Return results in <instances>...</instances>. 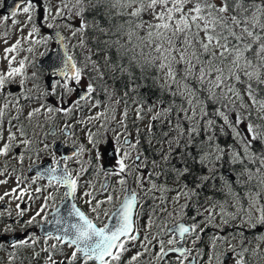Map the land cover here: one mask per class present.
<instances>
[{
    "label": "snow or ice",
    "instance_id": "1",
    "mask_svg": "<svg viewBox=\"0 0 264 264\" xmlns=\"http://www.w3.org/2000/svg\"><path fill=\"white\" fill-rule=\"evenodd\" d=\"M40 9L46 13L42 25L47 28H53V24L47 22L48 16L72 21L73 23H66L65 26L72 37H79L78 46L88 49L89 54L85 55L83 65L78 66L73 56L67 54L65 38L59 34L56 37L64 49V58L62 66L52 75L62 78L63 83L57 80L56 84L63 89L64 94L71 95L74 91L69 81L80 85L84 76H88L86 94L74 101L76 107L80 106L81 101H92L93 94L98 89L111 100L119 91L117 83L123 86L122 99L128 97L130 92L138 94L141 85L135 83L133 69H138L142 74L153 70L154 82L162 93L167 92L170 99L166 107L163 106L164 101L159 98L155 103L144 101L149 103L147 111L153 113L147 126L148 133H153L152 122L161 123L160 138L156 139L155 144L152 139L147 141L157 157L153 158L150 164L140 147L139 129L133 139L129 138L130 134L118 133L112 142L103 134L89 131L88 146L80 145L75 156L81 157L85 152L90 155L87 161L77 160L80 168L75 174L67 167L66 161L61 168V161L54 158L53 166L36 177H47L45 187L32 189L31 184L21 187L22 181L17 177V186L0 196V201H4L8 196L21 202L25 197L28 201H34L40 197L34 196L33 192L40 194L50 188H64V197L74 201L79 193L81 176L88 171L87 165L92 163L91 154L94 153L95 159L100 160L102 156H107V148L111 143L113 153L119 155L115 162L116 169L113 173H108L104 168L100 170L104 171L106 176L114 174L121 177L118 184L125 195L122 200H118L119 207L114 212L102 209L103 205L113 204V195L108 194L104 200L97 199L94 194L95 185L88 182L87 190L79 194L82 199L86 198L84 203L90 206V212L95 214L94 218L72 203L69 216L74 218L75 222H65L60 218L59 208H54L53 219L49 220V202L54 205L57 198L54 193L49 192L43 196L42 203L27 220H24V217L28 209L22 208L20 203L15 205V217L10 209L0 210V236L14 233L16 225L27 228L38 223H54L58 226L57 231L45 233V244L49 239H54L59 245L71 249V253L64 260L57 261L49 249L44 248V251L49 252L47 261L50 264H120L124 254L129 251L128 245H134L139 239L140 230L136 227L134 216L137 207H142L141 193L145 198L160 201L159 205L153 206L145 225L149 230L155 226L160 231L151 239L145 235L141 242L143 251L132 255L127 264L139 261L141 256L149 251L148 245H151L153 240H157L159 245L154 256L156 264H169L170 256L174 257L175 264H185L192 254L191 249L183 247V241L188 236L195 237L192 241L195 245L207 227H218L219 233H222L224 227L229 225L237 228L247 225L251 229L264 226V148L259 151L255 149L257 142L264 145V125L251 119L252 109H255L257 118L264 120V0H59L54 15L44 0H24L22 9L18 4L11 13L12 23L18 22L14 17L21 10L26 14L28 22L33 23V14ZM4 19L7 20L8 17ZM40 30L39 26L33 24L28 38L39 36ZM90 30L99 33L94 36L97 43L95 51L88 48L85 40ZM50 38L45 35L40 39H31L30 43L46 45ZM19 47L18 40L13 46L6 48L5 53L16 52ZM28 51L32 52L33 48L29 47ZM101 52L104 53L103 63L100 59H93V56L99 57ZM5 59H8L7 55ZM13 61L15 56L8 59V71L0 73V95L5 93L10 83L16 82L17 77L20 78L18 83L21 88L28 78L26 59L20 60L18 67H12ZM36 76L33 72L32 77ZM245 96L250 105L245 103ZM24 98L28 99L27 96ZM176 98H179L181 103L177 104ZM116 103H120V100ZM16 104H19L18 98ZM99 105L100 101L95 100L92 107ZM237 107L247 112V116L238 112L235 120H231L228 113ZM7 108L8 103L0 108V118L5 115ZM44 108L45 105H41L33 109L28 113L27 119L31 120L39 115ZM209 108L212 109L211 113ZM16 111L19 113L22 108L16 107ZM72 111L73 108L46 107L47 114L62 112L67 116ZM135 112L136 119L142 120L143 104H140ZM212 115L219 117L223 122L219 132L223 133L225 126L231 129L234 144L221 145L218 142L216 121L211 118ZM102 116L106 117L107 111L97 113L89 119L100 120ZM127 117L126 107L120 120L125 133ZM112 119H115L114 114ZM245 120L248 122L242 131L238 126ZM67 127L65 125V130ZM17 131L20 135L16 146L22 144L26 149L29 148L32 141L24 138V128L20 127ZM202 133L206 135L197 141V137ZM2 139L4 137L0 132V140ZM7 140L9 143L0 148V156H7L10 142L18 140L11 129ZM102 148L105 151L102 152ZM47 149L48 145L45 144L43 150ZM18 159L22 162L23 154H20ZM225 162L231 166L227 174L220 171ZM236 165L240 166L238 170ZM133 174L139 192L127 187V177ZM4 175L5 173L0 171V176ZM36 179L31 183L35 184ZM169 180L175 187L169 186ZM7 182L0 180V184ZM217 183L226 199L205 196L206 202L211 203L199 204L204 189L211 188L215 191ZM101 188L105 193L109 192L107 181ZM173 191L176 194L171 202L179 204V208H173L172 212H169V200L164 193ZM156 193L161 195L157 197ZM182 199L184 203L181 204ZM194 201L197 203H193ZM229 207L233 210L230 211ZM157 208L161 214L167 212L168 216L175 212L180 220L184 219L189 208H195V212L191 216V224L186 225L177 220L171 226L164 224L161 227L156 223ZM102 211L103 216L114 221L111 227L101 221ZM5 213L9 217L7 221L4 219ZM199 217L203 219H198ZM217 218L219 225L216 224ZM238 220L241 223L235 224ZM165 230L170 234L167 250L164 240L158 239ZM219 233L211 237L212 254L209 255L207 264H213V261L216 264H229L230 261L232 264H246L245 253H248L249 249L242 246L243 232L239 233L240 250L232 244V240L237 239L235 234L229 237ZM255 239L264 243V233L257 234ZM218 241L227 246L226 250L221 251L218 248ZM5 243L12 249L28 248L37 243V238L34 234H28L26 238L15 242L0 240V250L4 249ZM259 243L252 249V256L260 254ZM177 244L181 246L177 247ZM56 247L57 244L51 245L52 249ZM35 255L38 256L39 253ZM197 257L203 258L202 250H198L196 256L192 257L193 264H199ZM14 258L15 252H12L9 264H12Z\"/></svg>",
    "mask_w": 264,
    "mask_h": 264
},
{
    "label": "flooded vegetation",
    "instance_id": "2",
    "mask_svg": "<svg viewBox=\"0 0 264 264\" xmlns=\"http://www.w3.org/2000/svg\"><path fill=\"white\" fill-rule=\"evenodd\" d=\"M3 7L4 0H0V10L3 9ZM5 17H8V19L5 20ZM11 17L12 16L9 13H0V73H6L8 71V59L15 56V61H13L12 67H18L19 61L26 59V73L28 78L25 80L24 87L21 88L18 83L20 78L17 77L16 82L10 83L5 90V93L0 95V108H2L5 103H8L5 115L0 118V132H2L4 137V139L0 140V148H2L5 143H9L7 140L9 129H11V132L15 133L18 137L17 141L10 142L11 147L8 155L0 156V171L5 173L4 176H0V180L8 181L7 184H0V196H3L5 192H10L12 188L17 186V177L22 181L21 187L29 184H31L32 189L45 187L47 185V177L45 176L41 179H36V177L40 176L47 168L53 166L52 161L54 158L61 161V168L64 167V161H66L67 167L73 171V174H75L80 168V164L77 163V160L87 161L89 158L88 152H85L81 157H77L75 156V153H73L77 151L80 145L88 146L87 144H84V140L80 139V130L78 128H73V111L67 116L62 112L53 114L46 113V107L73 108L74 110V104L71 99H73V94H75L78 89V87L74 85V82L69 81L68 83L70 86L74 87V91L71 95L64 94L63 89L56 84V81L58 80L57 76L51 74L49 77L45 71L37 66V62L45 53L54 50V41L50 38L46 45L35 44V46L38 47H32L33 51L29 52L25 49V42H30V40L24 39L20 33H15L14 27H11ZM37 24L41 29L38 37L42 38L45 35L49 36L46 33L48 28L42 25V20H39ZM51 29H54V27ZM63 35L65 38V44H67L68 47V54L75 57L76 50H73L75 46L74 38L68 39L66 38L65 33H63ZM18 40L20 41V47L17 51L6 54L5 49L16 44ZM76 41L79 43V39H76ZM22 42H24V44ZM6 55L8 56V59H5ZM33 72L37 74L36 78L32 77ZM61 82L63 83V80H61ZM36 85H39V87H36ZM53 91L55 94H52ZM25 96H27L28 99H25ZM17 98L19 99L18 105L16 104ZM41 105H45V108L42 109L41 113L34 116L31 120L27 119L28 113ZM16 107H21L22 111L18 113ZM9 121H11V123H9ZM65 125L68 126L66 130ZM20 127H23L25 130L26 135L24 138L32 141L31 146L27 149L22 144L19 147L16 146L19 142L20 135L17 129ZM50 129L54 131H50ZM45 144L48 145L47 150H43ZM66 148L76 149L71 151ZM20 154H23L24 157L22 162L18 159ZM91 158L92 163L87 165L88 171L81 176L79 193L87 190V184L88 182H91L95 185L94 194L97 199L104 200L108 194L113 195V204L102 206V209H109L111 213L118 206V200H122L121 187H118V185L115 184H118V180L121 177L114 174L106 176L105 172L100 170L101 168H104L108 173H113L116 169V165L111 163V160L105 165L104 156H102L100 160H96L95 156H92ZM134 175L135 174L132 176L133 181ZM33 179H36L35 184L31 183ZM105 181H107L109 188L108 193H105L101 188V185L104 184ZM64 191V188H50L46 192L40 194L33 192L34 196L39 195L40 198L35 199L34 201H28L27 197H25L23 202L14 200L13 197L8 196L5 197L4 201H0V210L5 208L10 209L13 213V217H15V205L16 203H20L22 208L28 209L24 217V220H27L40 206L43 196L52 192L57 198L54 205L52 202H49L48 219L51 220V213L54 208H58V206L65 200L63 195ZM79 193L73 202L80 207L81 210L89 214L90 217L94 218L95 214L90 212V206L84 203V199L86 198L82 199ZM9 201L12 202L9 203ZM67 208V219L64 221L75 222L74 218L69 216L71 206L69 205ZM4 219L6 221L9 220L7 213H5ZM39 219L40 218H38V220ZM101 221L103 223H109V218L103 216V211L101 212ZM45 224L47 223H38L27 228H21L19 225H16L14 233L0 236V240L6 242H15L16 240L24 239L28 234H34L37 238V243L28 248L21 247L12 249L8 247V243H5L4 249L0 250V264H9V256L12 252H15V258L13 259L12 264H50V262L47 261L49 252L52 253L53 258L57 261L64 260L66 256L70 255L71 249L59 245L54 239H49L47 244H45L43 239L44 235H42L40 231L41 226ZM185 224L188 225V223ZM100 226H102V224ZM258 228L263 229V226H259ZM262 229L259 231L256 228L253 231L250 230L246 232L245 247L249 249L248 253H245L246 264H264V247L263 251H260L258 256L251 255V246L254 244L255 236L258 232L261 234L264 230ZM201 236H203V234ZM53 244H57L55 249L51 248V245ZM191 245L195 251L202 246V241L199 240L195 245H193V243H191ZM44 248H48L49 252L44 251ZM35 253H39V255L37 256ZM141 258L145 259L147 264H153L149 252H145ZM77 264H79V262H77Z\"/></svg>",
    "mask_w": 264,
    "mask_h": 264
},
{
    "label": "rangeland",
    "instance_id": "3",
    "mask_svg": "<svg viewBox=\"0 0 264 264\" xmlns=\"http://www.w3.org/2000/svg\"><path fill=\"white\" fill-rule=\"evenodd\" d=\"M44 1L46 2V4L48 6L51 7L53 15H54L55 11H56V7L59 5V0H44ZM22 6H24V5H22ZM22 6H21V9H22ZM45 15H46V13L43 11V9H40L39 11H36V14L34 12V14H33V23H29L28 20H27L26 14H23L22 10H21L17 14V16L14 17V19H16L18 21L16 24L12 23L13 17L10 18V22H11V25H12L11 27H14L15 33L22 34V37L24 39H26V40L38 39L39 38L38 36H34L32 38H28V33L31 31V28L33 27V24L38 26L37 23L39 22V20H43V17ZM47 22L51 23V24L59 23L64 28L66 27L65 26L66 23H73L72 21H66V20L61 19L59 17L56 18V19H53L52 16H48V21ZM22 43L24 44V42H22ZM25 44H26L25 45V49L26 50H28L29 47H33V48H37L38 47V46H35V44L31 45L32 43H30L28 41L25 42ZM86 83H87L86 80L83 78L82 81H81V84L79 86L80 87L85 86ZM94 102H95L94 100L88 101L84 108L80 109L79 107H76V109H75L74 121H75V123H79L80 126L82 128H84L83 131L86 132V133H87V131H91L92 133H99L100 130L102 129L101 125H104L103 128H107L110 131V135L109 136L111 138H114L115 135H117L118 133H122V134H130L129 138L133 139V138L136 137L137 129H139V133H143L145 130H147V126L151 122L150 118H151V115L153 113H150V112L147 111V108H148L149 105H147L146 107L143 106V108H144L143 119L142 120H138V119H136V112H135V109L137 107H127L125 105V102H123L121 100H120V103H116L115 100H110L108 102V103H111L110 105L101 104V105H99V107H96V108L92 107V104ZM119 106H121V107H119ZM126 107L128 109V117H127V121H126V123H127V133H125L124 126L120 123V120L122 119L123 111L125 110ZM115 110H116L115 119H112L113 115H111V114ZM131 110H132V112H131ZM105 111H107V116L106 117L102 116L100 120H90L89 119V117L95 116L97 113H102V112H105ZM113 129H115L116 131L114 132ZM240 129L244 130L243 127H241ZM261 148H264V145H262ZM134 155L135 154H133V156ZM114 157H115V155H114ZM118 158H119V155L116 154V157L113 160H111L112 163L115 164V162H116V160ZM127 163H130V162H127ZM134 186L138 189L137 191L139 192L140 189L137 187L136 183H134ZM169 186L170 187H175L171 183H169ZM175 194L176 193L174 191L173 192L164 193V195H166L168 197V200H169V203L167 205L169 212H172L173 208H177V209L179 208V204H174V203L171 202L172 197ZM160 195H161L160 193H156L157 197L160 196ZM145 199L146 198L143 196V193H141V201L143 203L145 202ZM147 199H149L151 201L150 202L151 211H152V208H153L154 205H159L160 204V201L158 199L157 200H152L150 198H147ZM180 203L181 204L184 203V200L182 199L180 201ZM160 207H163V205H160ZM229 210L232 211L233 209H231V207H229ZM156 211H157V216H158V219H157L156 223H159V225H161V227H163V225L165 223H172L175 220L176 221L180 220L179 217L176 216L175 212H173L172 216H168L167 212H164V213L161 214L160 211H159V208H157ZM201 211H203V209H201ZM148 216H149V213H147L145 216H141V214H140L139 215V219H138V223H140V230L143 232L144 236L149 234V233L155 232V231H157V232L160 231L159 228H151L149 230V229H147L145 227V225L147 223V220H148ZM165 219H166V222L164 221ZM198 219L202 220L203 217H199ZM219 223H220L219 218H217L216 224L219 225ZM234 223L235 224H240L241 222L238 220V221H236ZM201 226L203 227V225H201ZM257 227H259V226H257ZM255 229H251L247 225H244L243 227H240V228H237V227H234L232 225H229V226L224 227V230H223L222 233H219V228L215 227V226H212V233H211L210 237H212L213 235L218 234V233L220 235H228L229 237L232 234H235L237 236V239L232 240V244L236 245L237 250H240L241 244H240L239 241H240L241 237L239 236V233L243 232V237H244L245 234H246V231L255 230ZM263 229H264V226H263ZM157 232H155V233H157ZM262 233H264V230H263ZM257 234H259V233H257ZM153 235H155V234H152L151 237L148 236L149 239H151ZM160 238L161 237H158V239H160ZM141 242H135L133 247L131 245H128L129 251L126 252L125 254H129V257L131 258V253L136 251L134 249L137 246H140ZM152 242H153L152 247L153 248L156 247L157 250H158L159 245H158L157 240H153ZM207 242L209 244H208L207 247H205L204 250H202L203 258L201 259V262L199 264H207L208 257H209V255L212 254L210 252L211 251V238L209 240H207ZM191 243H192V241H191ZM191 243L189 242V244L187 243V245L189 246ZM258 243H259V241H257L255 239L254 240V244L251 246V250L256 248ZM217 244H218V248H220L221 251L226 250V248H227L226 245H221L219 241L217 242ZM245 245H246V239H244V244L242 246L245 247ZM259 246H260V251H263L264 244L259 243ZM153 248L149 249V251L152 252L155 255V250ZM160 264H161V262H160ZM169 264H175L174 257L171 258V259L169 258ZM213 264H216V262L213 261ZM229 264H232V262L230 261Z\"/></svg>",
    "mask_w": 264,
    "mask_h": 264
},
{
    "label": "trees",
    "instance_id": "4",
    "mask_svg": "<svg viewBox=\"0 0 264 264\" xmlns=\"http://www.w3.org/2000/svg\"><path fill=\"white\" fill-rule=\"evenodd\" d=\"M147 18V17H146ZM89 19H91V15L89 16ZM102 19V18H101ZM99 33H94L93 31H89L85 37L86 43L88 48L92 49V51H95L97 48V43L94 40V36H98ZM102 47V46H101ZM103 52L100 53V56H93V59H100L101 63H103ZM113 57L115 58V52H112ZM92 74V73H90ZM133 74H134V80L136 84L141 85V87L138 89V94L137 93H129L128 97L122 99V95H123V86L120 83H117L116 87L117 89H119V91L117 92L116 96L119 97V100L125 102L128 105H140V104H149V103H155L156 100L159 98L161 100L164 101V105L163 106H167L168 105V101L170 99V97L168 96L167 92H161L160 88L157 86V84L154 82L153 80V76L155 75L153 70H148L145 73H141L138 69H133ZM94 75V74H93ZM124 79L126 80L127 77H124ZM111 83V81H109ZM97 95L100 96V93H103L100 89L97 90ZM115 97V96H114ZM104 98H108V96H106L104 94ZM177 99V104L181 103V101L179 100V98ZM132 100V101H131ZM245 103H249L250 102L247 100V97H244ZM136 101V102H134ZM144 101H148L149 103H144ZM209 112H212V109L209 108ZM241 113L244 116H247V112H245L242 109H239L238 107L236 108V110L229 112V117L231 120H235L237 113ZM212 119H214L216 121L215 124V128L217 129L216 131V135L218 137V142L221 145H229V144H234L235 141L233 140L232 136V132L231 129H228L227 126H225L224 132L221 133L218 131V129L220 128V126L222 125V120L215 116L212 115L211 116ZM173 119H175V115L173 114ZM252 120L255 121V123L257 124H262L264 125V120H260L257 118L255 109H252ZM248 122V120H245L243 123H241L238 127L239 129L241 127L245 128V124ZM201 124H203V121H201ZM243 130V129H240ZM160 133H161V123L160 121H156L154 122V128H153V133L149 134L150 138L153 140V144H155L156 139L160 138ZM204 133L201 134V136L197 137V141H199L200 139L204 138ZM147 142V141H144ZM261 144L260 143H256L255 144V149L257 151H259L261 149ZM145 149H147V155L153 158H157L154 156V153L152 151L151 146L147 143V147H145ZM231 166L229 164H227L226 162L223 164V167L220 169L221 172H225V171H229V168ZM236 169H239V165L235 166ZM250 167H253L252 165H250ZM197 171H199V169H197ZM214 192V194H213ZM211 193L213 196L216 197V199H226V197L223 196V193L219 190V183H217V189L215 191H213L211 188H205L204 191L201 193L200 199L201 201L203 200L204 196H210ZM229 205H231V201L229 200Z\"/></svg>",
    "mask_w": 264,
    "mask_h": 264
},
{
    "label": "water",
    "instance_id": "5",
    "mask_svg": "<svg viewBox=\"0 0 264 264\" xmlns=\"http://www.w3.org/2000/svg\"><path fill=\"white\" fill-rule=\"evenodd\" d=\"M21 1H22V0H7V5L9 6L8 9H9L10 11L15 10L16 6H17L18 3L21 2ZM7 5H6V6H7ZM58 34H59V33H57V32H53V36H54V37L57 36ZM59 35H60V34H59ZM57 46H58V52H60V51L63 50V48H62V46H61L60 43H59ZM59 48H61V49H59ZM113 223H114V222H113V220H112V221H110V223H108V224H109V226L111 227Z\"/></svg>",
    "mask_w": 264,
    "mask_h": 264
},
{
    "label": "bare ground",
    "instance_id": "6",
    "mask_svg": "<svg viewBox=\"0 0 264 264\" xmlns=\"http://www.w3.org/2000/svg\"><path fill=\"white\" fill-rule=\"evenodd\" d=\"M132 101V100H131ZM39 241V240H38Z\"/></svg>",
    "mask_w": 264,
    "mask_h": 264
}]
</instances>
